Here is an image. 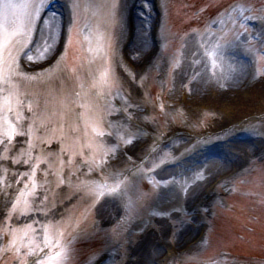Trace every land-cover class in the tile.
Masks as SVG:
<instances>
[{
    "label": "rangeland",
    "instance_id": "rangeland-1",
    "mask_svg": "<svg viewBox=\"0 0 264 264\" xmlns=\"http://www.w3.org/2000/svg\"><path fill=\"white\" fill-rule=\"evenodd\" d=\"M169 1L174 4V9L176 6L177 8L171 12L168 25L164 29L165 38L162 44H166L168 46L167 49L164 52L161 50V52L155 53L150 57L152 53V31L150 28L143 29L142 27H138L135 32L137 40L135 41V38L125 46V57L128 55L130 62L135 66L131 70H127L121 60L117 58L120 54V50H117L120 45L119 38L116 39L113 37L107 40L105 46L104 44L101 45V42H98L100 32H103L107 39L113 36V22L115 23V21L111 19L110 22L106 19L103 20L101 16L99 20L97 14L81 10L79 6L78 8L73 7V17L70 21V34L71 39L75 41L80 56L85 58L84 65L86 67H80L81 74H84V70L92 69L95 63H100V59H104L107 52L113 56L117 53V57L113 60L112 70L115 77L122 83L121 87L117 86L119 88V97L122 100H127L129 104L123 113L120 114V112H117L114 117L122 116L124 118L126 116L128 119L124 118L125 123L130 124L131 119L135 120L151 111V115L155 112L153 117L157 120L161 117L156 115V110L161 109L165 113H162V118L165 119L167 116L174 126L192 132L205 128L203 122L206 121V116L216 118V123L214 120V125L211 126V130L213 131L216 128V124L223 123L227 119L231 118L240 121L245 117L249 118L248 116L251 115L264 114V94H262L264 93V62L258 61L252 52L248 50L260 49L264 46L261 43L264 41V0H247L242 4H238V6L237 4L232 7L228 6L221 15H218V18L214 19L204 28L198 23L195 24L193 18L196 17V13L193 14V11H187L184 3H180V0ZM18 2H22V0H18ZM31 2L39 6L41 3L44 5L46 0H31ZM190 2H197V5L199 4L198 8L201 7L200 0H191ZM131 3L132 0H128L127 3L125 0L124 11L129 8ZM209 5L213 4L210 2ZM224 6L225 4H222L220 9H223ZM29 10L31 14L33 9ZM202 12L200 8L198 14ZM245 17L249 19L245 20ZM250 21L255 22V25H257V21L259 26L257 34H254V26H249ZM242 23L245 24L247 31L241 27ZM100 24H104L103 28H99ZM145 26L147 25L145 24ZM190 26L194 27L190 28ZM51 27L53 29V38L51 37L50 40L47 39V35ZM162 28H160V34L163 36ZM118 29L120 31V40L122 42L124 41L125 44L127 41V30L121 25L118 26ZM26 30L27 28L24 27L22 34L19 35L22 41L17 43L18 47L15 54L16 66L18 54L24 49L26 51L30 50L25 56L24 54L22 56V60L24 61L23 66L25 67L23 71L26 72L27 69H30L36 71L35 74L39 75L37 73L43 71L49 63L47 61L49 57L52 58L54 55L53 52L57 46L60 32V19L57 17H49L44 26L40 43L35 48L38 50L42 44L44 45L49 40L48 42L50 44L47 46L49 52L44 57L37 55V53L35 54V49L30 48L33 45L31 42L28 43L30 34ZM238 33H243L240 40L229 43L234 40V37ZM249 39H251V43L248 42ZM143 43L147 44L148 50L146 48L143 49V47H136L139 44L144 46ZM233 52H236L238 57H240V53L255 57L257 71L255 72L256 75L250 78L252 80L251 82H253L250 86L247 84L251 82L246 76V64L240 60L241 71L238 76L239 81L235 82L238 63L232 55ZM80 69L77 68L71 77L74 78V75L79 74ZM85 83L86 85L89 83L86 77ZM23 87L25 86L23 85ZM201 87L205 92V97L200 95ZM247 87L249 88L248 93L241 97L238 91L241 88ZM76 88L75 85H65L59 90L60 92L58 91L56 93V96L58 97L59 93L63 94L65 91H72ZM213 92L219 96L215 97ZM257 92L260 93L258 97L255 94ZM223 93L224 97L221 95ZM148 120L150 119H147L146 122ZM262 123L258 125L261 129L264 128V122ZM25 139L21 138L19 143L13 144L11 151L12 157H18L17 154L20 150L19 145L21 142L26 144V146L29 145L28 139ZM17 141L16 139L14 142ZM263 148L264 145H261L257 150V154L254 151L246 150L249 153L248 156L251 157L245 158L242 167H237L238 173L244 171L238 174V176L242 177H240L241 180L234 187L238 191L248 188L247 191H253L254 194L259 196L261 201H264V175H259L256 178V175H252L253 177L251 178V174L254 168L259 167L261 164L255 162H264ZM173 153V151L165 153L162 159L173 157L175 155ZM25 167L28 170L31 165ZM14 170L21 172L23 167L15 168ZM222 174L224 173L219 172L216 175V172H213L206 184L200 187L197 194H202L203 188L215 176L219 177ZM139 175V179L146 181L147 185H141L142 182L138 181L137 189H134L133 192L130 191V195L134 193V200H137L136 193H142L144 191L147 193L149 191L147 195L151 194L149 199L147 197V201H140L141 206L134 209V214L127 213L124 199L121 200V198L112 196L110 193L102 194L99 200H86L83 199L82 193L78 190H73L67 193L65 197L55 196L53 198L57 200V205L51 212L53 219L50 220L34 214L11 217L8 214V204L5 205L2 203L0 205V224L4 225L1 227L2 231L8 229L10 226L25 228L26 225L31 224L32 229L35 231L29 230L28 236L25 239L32 241L34 245L43 247L45 251H52L53 248L49 249L45 244V228L50 225H55L54 222L58 220H60L59 222L64 220L65 218L62 217L69 214L77 203H82L83 201L84 205L86 204L84 215L87 216V220L91 223L93 230L112 229L124 218L125 214L128 217L132 214L134 221H130L129 226H124V230L121 232L124 235V239L118 245L111 246L108 251L110 253H107L110 259L108 264H159L164 257L165 250L170 249L180 253L181 250L187 249L191 242H193L192 240L190 243L182 245L185 235L188 234V229L196 227V224H193L194 215L200 214L201 211L203 212L207 209L211 211L215 208L216 213L219 212L222 219L230 218L229 214L223 211L227 203L229 204L226 198L228 197L226 196V192L230 191L228 186L223 187L219 196L216 197L217 203L203 204L202 202L203 207L192 210L195 198L192 196L187 203L183 202L181 204L182 207L174 209L169 214L167 203L172 199L171 196L173 195L175 200L179 199L176 191L170 192L171 190H166L171 182L166 180L167 178H164L161 173H159V176L157 173H154L155 177L152 178L149 173L147 179H145V172H141ZM247 175L248 177H246ZM246 179L248 181H245ZM9 182L11 181L9 180ZM11 185L15 184L11 182L9 186ZM231 188L234 189L233 187ZM242 194L244 193H239V196ZM231 203L237 207L239 200H233ZM258 212L259 217L264 218V207H260ZM208 216L207 214L204 219L202 218L204 224ZM216 225L218 224L216 223ZM47 229L48 238L53 233L52 241L55 242L57 239L56 231L53 228ZM20 236L22 234L18 237ZM1 239L2 236H0ZM261 243L264 242L261 241ZM217 244H220V241ZM146 249L149 250L146 251ZM154 249L156 253L149 255L151 250ZM27 251V248H22L21 254L23 255ZM191 251L189 250L188 254ZM180 260H177V262Z\"/></svg>",
    "mask_w": 264,
    "mask_h": 264
},
{
    "label": "snow or ice",
    "instance_id": "snow-or-ice-1",
    "mask_svg": "<svg viewBox=\"0 0 264 264\" xmlns=\"http://www.w3.org/2000/svg\"><path fill=\"white\" fill-rule=\"evenodd\" d=\"M43 7L41 3L39 6L33 4L31 0H22V2H18V0H0V84H9L12 76L15 74L14 65L16 64L15 58L12 56V52L10 49L14 43V37L22 34L25 24L27 23L28 33L30 34L33 31L32 22L39 16V8ZM28 9H33L31 14L28 13ZM245 20L249 19L248 17L244 18ZM241 27L247 31L245 24H241ZM241 35L243 33H238L234 40L229 43H234L240 40ZM31 41L29 40L28 43ZM251 43V39L248 41ZM264 45V41L261 42ZM47 50V49H46ZM252 52V54L257 58L258 61L264 62V46L260 49H248ZM5 53H7L8 59H5ZM31 59V57H29ZM0 91H4L6 95L3 98V101L0 102V145L3 146L5 155L0 156V160H7L9 157L7 156V151L9 150L12 141L17 137H32L34 135V124H35V114L33 113L32 105L29 103L27 105V111L29 113H33V118L28 125L22 126V114L18 110L22 105L23 101L19 99V96L8 89H0ZM14 113V115H12ZM110 134V133H109ZM98 136H103L105 133L97 132ZM131 141H125V143H130ZM29 148L32 147L31 140H29ZM47 143V141H45ZM102 151H109L108 149H103ZM63 151V149H62ZM23 158V162L25 164H31V169L29 172L22 173L21 179L24 177H28V183H25L23 189L19 190V195L15 198V201L12 203L11 213L20 211L22 215H26L27 211L30 207L28 201L26 199L23 200V208H20L22 198L25 196V193L28 192L31 194L34 192L39 185L36 182V170L40 168L41 163L46 162L42 157H33L31 152L21 151L18 157L13 158V163L19 164L21 163V159ZM85 163L91 164L96 163L95 161ZM61 166L63 165V161H60ZM47 173H45V176ZM60 182H64V178L61 174L59 177ZM19 183V181H17ZM123 183V182H121ZM112 193L115 194L120 191L119 184L111 189ZM6 195V190H5ZM44 200H47V197H44ZM32 230V225H26L24 229L16 230L13 229L11 234L7 231L5 232V237L11 235V239L8 241L7 245L0 249V251H9L14 250L15 255L20 261V264H28L27 256H35L32 264H62V256H63V245L58 241L53 242L48 238L47 232L48 229L45 228V244L49 249L53 247L61 248L60 252H45L43 247L38 245H34L32 241H28L25 243V238L28 236V231ZM17 231L23 232V236L17 237ZM62 235V234H61ZM27 248L28 251L25 254H21V249ZM39 253H43V255H39Z\"/></svg>",
    "mask_w": 264,
    "mask_h": 264
},
{
    "label": "bare ground",
    "instance_id": "bare-ground-1",
    "mask_svg": "<svg viewBox=\"0 0 264 264\" xmlns=\"http://www.w3.org/2000/svg\"><path fill=\"white\" fill-rule=\"evenodd\" d=\"M43 30H44V26H43L42 32L40 34V39L42 37ZM52 34H53V29L51 27L48 30L47 39H50L51 40ZM136 40H137V38L135 39V41ZM48 41L49 40H47L44 45L42 44V46H40V48H38V50L35 49V52L34 53L35 54L37 53V55H41V56H43L44 54H47L48 51H49V49H47V46H49V44H50V42H48ZM39 43H40V40H39ZM143 44H144V46H142V44H139V46H136V47H143V49L146 48V50H148L149 48L147 47V44H145V43H143ZM240 71H241V69H240V63H238L237 64V68H236V75H235V76H237V78L235 79V82H238L239 81L238 76L240 74ZM202 74H204V72H202ZM248 90H249L248 87L247 88H241L238 91V94H240V96L243 97V96H245L248 93ZM204 93L205 92H204V90L201 87L200 95L203 96V97H205V94ZM262 94H264V93H262ZM221 95L224 97V93L221 94ZM206 167H204V168H206ZM222 167L223 166L220 165L218 162H214L209 169H206L205 170L204 168L203 169L201 168L198 171H196L194 174H191V173L185 174L184 178L181 179V180H179V184L177 185L178 186V189L176 190V192H177L176 194H177V196H178L179 199L178 200H175L174 199V196L172 195L171 196L172 199L170 201H168V203H167V206L169 208V214H171V212L174 209L179 208V207H182L181 204L183 202L187 203L188 200L191 199V196L194 193L198 192L197 190H199L200 187L207 181V179L210 177V175L212 174V172L217 171V170H220ZM184 199H186V201H184ZM190 235L192 236V234H190ZM149 249H146V251H148ZM155 253H156V250L154 249V250H151V252L149 253V255H152V254L154 255Z\"/></svg>",
    "mask_w": 264,
    "mask_h": 264
}]
</instances>
